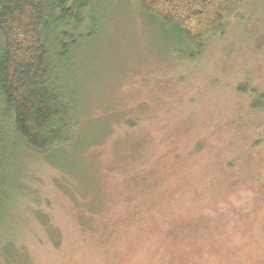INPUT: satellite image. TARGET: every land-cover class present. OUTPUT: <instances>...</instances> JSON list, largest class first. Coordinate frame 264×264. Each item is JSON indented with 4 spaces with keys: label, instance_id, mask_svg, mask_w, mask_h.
Returning <instances> with one entry per match:
<instances>
[{
    "label": "rangeland",
    "instance_id": "rangeland-1",
    "mask_svg": "<svg viewBox=\"0 0 264 264\" xmlns=\"http://www.w3.org/2000/svg\"><path fill=\"white\" fill-rule=\"evenodd\" d=\"M249 9L203 58L176 65L132 0H102L110 32L82 48L72 84L88 105L80 143L99 140L90 185L110 224L105 236L81 234L55 171L26 158L39 203L9 210L27 252L19 264H264V112L235 90L251 77L264 91V0ZM33 208L57 229V247Z\"/></svg>",
    "mask_w": 264,
    "mask_h": 264
},
{
    "label": "trees",
    "instance_id": "trees-1",
    "mask_svg": "<svg viewBox=\"0 0 264 264\" xmlns=\"http://www.w3.org/2000/svg\"><path fill=\"white\" fill-rule=\"evenodd\" d=\"M132 1L140 25L164 35L160 58L177 65L199 61L213 41L250 20L249 4L256 0ZM101 10L102 0H0V264H19V255L27 254L8 220L17 199L39 203L27 183L26 158L55 171L51 182L68 200L81 234L105 236L108 230L110 217L90 185L98 173L99 140L80 143L88 105L79 103L72 84L82 48L110 32ZM235 90L248 96L250 111L264 112V91L251 77ZM63 159L70 165H61ZM31 215L57 247L60 237L48 216L36 208Z\"/></svg>",
    "mask_w": 264,
    "mask_h": 264
}]
</instances>
